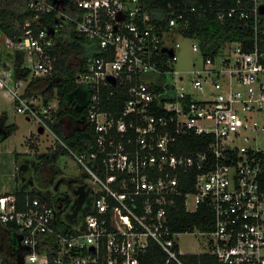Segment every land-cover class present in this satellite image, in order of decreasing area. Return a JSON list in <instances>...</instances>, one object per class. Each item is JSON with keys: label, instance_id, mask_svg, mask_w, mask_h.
<instances>
[{"label": "built area", "instance_id": "built-area-1", "mask_svg": "<svg viewBox=\"0 0 264 264\" xmlns=\"http://www.w3.org/2000/svg\"><path fill=\"white\" fill-rule=\"evenodd\" d=\"M68 1L26 0L31 13L19 34L0 32V50L13 56L0 53V90L16 112L52 131L56 103L25 94L24 82L53 70L61 28L71 25L96 44L98 54L75 77L88 89L79 125H87L92 146L73 149L52 132L98 188L72 220L47 196L18 208L13 192L0 193V226L20 250L15 264H186L181 255L191 253H208L216 264H264V0H168L164 21L154 20L159 0ZM204 16L237 19L248 38L205 54L189 30ZM174 33L190 38L199 55L191 70L173 65ZM116 94L125 98L110 107ZM191 141L201 147H185ZM178 201L187 212L210 207V228H193L209 236L208 250L178 249L182 231L169 224ZM0 264L9 262L0 255Z\"/></svg>", "mask_w": 264, "mask_h": 264}, {"label": "trees", "instance_id": "trees-1", "mask_svg": "<svg viewBox=\"0 0 264 264\" xmlns=\"http://www.w3.org/2000/svg\"><path fill=\"white\" fill-rule=\"evenodd\" d=\"M54 1V0H53ZM168 0H159L158 6L161 9L160 14H154L155 21L165 20V4ZM68 0H63V5H68ZM65 3V4H64ZM68 10V8H67ZM31 11L26 6V0H0V32H3L11 37H15L22 30V25L25 19L29 18ZM54 20V15H48V20H42V25H49L50 21ZM198 39L200 48L205 54H213L217 47L224 40L239 39L241 37L248 38V30L242 27V24L237 19H227L219 21L213 17L195 18L189 27ZM52 52L55 55L54 68L46 76L32 77L24 87L25 94L39 93L43 102H48L53 97L57 98L56 110L52 111L53 121L50 122L54 133L61 137L65 143L77 150H85L92 146V134L87 128V125H79L83 121L86 113V102L88 98V89L86 87L85 98L78 97L73 94L81 84L75 82V77L78 72L84 70V62L89 55L98 54L96 44L85 38L77 36L71 25L66 28H61L55 34L54 45ZM3 56L6 59L13 57L9 53ZM71 57L74 60H71ZM15 65L19 64L20 60L16 59ZM20 71L23 74V69L15 67V74ZM26 73V72H25ZM125 98L124 94H116L111 97L110 107L119 105ZM67 120L71 131L69 135H63L61 132V122ZM198 138L196 135H191V140ZM185 147L199 148L194 141L186 144ZM66 151L61 145L54 148L50 152H45L36 155L40 160L36 161L37 168L39 166H49L52 172L49 181L52 177L59 173V168L55 165V157L57 153ZM187 189H191L190 186ZM17 198V207L24 206V200L28 197L37 196L41 199H48L46 195L36 190H26L20 186L13 191ZM211 210L207 204H201L195 211L187 212L181 201H178L175 208H172L169 214V224L174 230H193L199 227L200 229L210 228ZM50 236L43 237L40 241H49ZM7 245L8 253L12 255V260H8L9 264H15L16 258L20 255V250L17 247V238L13 233H7L5 226H0V243ZM4 247V245H3ZM5 257V255H4ZM157 258H162V255L157 252ZM182 260L186 264H216L214 257L208 253L202 254H183Z\"/></svg>", "mask_w": 264, "mask_h": 264}, {"label": "rangeland", "instance_id": "rangeland-1", "mask_svg": "<svg viewBox=\"0 0 264 264\" xmlns=\"http://www.w3.org/2000/svg\"><path fill=\"white\" fill-rule=\"evenodd\" d=\"M173 39L179 42V46L175 51V60L173 62L175 69L179 71L191 70L199 59V55L191 48L192 40L176 33L173 34ZM0 53L4 56L6 55L5 52H3V49L0 50ZM71 60H74V58L71 57ZM73 94L78 95V97L85 98L87 94L86 86L81 84L80 87L73 92ZM1 113L5 116L8 123L15 121L17 124V129L15 131L0 140V189L2 190V185H10L14 179L16 184L20 181L18 173L16 169H14V164H20L25 159L29 160L30 164L34 155L31 151L30 144L36 145L34 151H37L38 153L43 151L45 146H49L50 144L54 145L56 137L55 134L48 128H44V131L39 134L36 131L37 123L33 120L26 121L21 113L14 110L13 102L0 90V114ZM64 125V132L67 134L71 128L70 125L68 126L66 123ZM37 141H39L40 144H38ZM26 143L30 150L28 149ZM15 154L17 155L15 156ZM55 165L59 168V173L53 176L56 180L60 176L82 178L90 182L93 188H98V184L91 181L88 174L83 171L82 167L76 162L69 152H59L55 159ZM29 170H31V167H29ZM56 180H53L51 183H47L44 186L45 190H48L49 193H54L55 190L53 187ZM59 182V190L69 191L66 183L62 181ZM69 195L70 197L73 196L72 193H69ZM208 238V235L200 234L193 229L180 232L175 239L178 249L181 252H200L208 250Z\"/></svg>", "mask_w": 264, "mask_h": 264}, {"label": "flooded vegetation", "instance_id": "flooded-vegetation-1", "mask_svg": "<svg viewBox=\"0 0 264 264\" xmlns=\"http://www.w3.org/2000/svg\"><path fill=\"white\" fill-rule=\"evenodd\" d=\"M0 132H2V127L0 125ZM40 160V159H38ZM33 166H28L27 169L21 173L18 172L19 180L20 176H24V180H20L21 184L25 183L27 178L30 176L33 180L31 186H34L37 191L43 193L48 198L53 199L56 201V208H61L63 210L62 212H59L60 215L65 220H70L69 217L66 215L74 214V216L71 219H75L81 216V214L89 209L91 207L92 197H93V186L82 178H74V177H64L60 176L57 180L56 178L52 177L51 181H49L50 176L52 175L51 169L49 166H39L37 168L36 161ZM29 167H31V170H29ZM29 170V171H28ZM28 172V173H27ZM58 174V173H56ZM53 180H56V183L54 185V193H49V191L45 190V185L47 183L53 182ZM59 181H62L66 183L67 187L69 188V191H61L58 189ZM28 184V183H27ZM69 193H72V197H70ZM61 204V206H59ZM60 210V209H59ZM61 211V210H60ZM4 245V247H3ZM6 244L0 243V255L4 256L5 259L8 261L11 258H9L8 249L6 248ZM12 260V259H11Z\"/></svg>", "mask_w": 264, "mask_h": 264}, {"label": "crops", "instance_id": "crops-1", "mask_svg": "<svg viewBox=\"0 0 264 264\" xmlns=\"http://www.w3.org/2000/svg\"><path fill=\"white\" fill-rule=\"evenodd\" d=\"M26 82V81H25ZM25 82H24V87H25ZM24 87H23V89H24ZM48 103H52V104H55L56 103V107H57V102H56V100L53 98L52 100H50V101H48ZM56 107H55V110H56ZM21 115H23V114H21ZM23 117L25 118V120L26 121H29V120H31L30 118H28L26 115H23ZM54 120V118H52V120L51 121H53ZM67 124V120L66 119H63L62 120V122H61V132H62V134L63 135H69V133H70V131H71V129H70V131L66 134V132H64V129H65V125L64 124ZM0 125H1V127H2V132H0V140L1 139H4L6 136H8V135H10L13 131H15L16 129H17V124H16V122L15 121H12V122H10V123H8L7 121H6V118H5V116H3L2 115V113L0 114ZM38 127V126H37ZM36 131H37V128H36ZM44 130H42L41 132H38L39 134H41L42 132H43ZM53 131V130H52ZM54 132V131H53ZM28 137V136H27ZM26 137V138H27ZM37 143L38 144H40V142L39 141H37ZM26 145H27V143H26ZM58 145H60L58 142H57V140H56V142H55V144L53 145V144H50L49 146H45L44 147V150L43 151H41V152H38L37 153V151H34V149L36 148V145L35 144H30V146H31V151L33 152V159L35 160V159H39V158H37L36 157V155H38V154H41V153H45V152H50V151H52L54 148H57L58 147ZM27 147H28V145H27ZM62 147V146H61ZM28 149H29V147H28ZM30 150V149H29ZM58 154V153H57ZM17 154H15V156H16ZM57 156V155H56ZM55 159H56V157H55ZM29 161V160H28ZM55 163V162H54ZM16 165H19V164H14V169H15V166ZM16 171H17V173H18V170L16 169ZM16 176V175H15ZM19 176V175H18ZM15 178V177H14ZM18 186H20L21 188H23V189H26V190H36L37 191V189H35V187L34 186H31V184H26V186H24V187H22V184H21V181H19L18 182V184H16L15 183V179L13 180V182L10 184V185H5V186H3L2 185V187H3V189L1 190L0 189V193H7V192H13L14 191V189L16 188V187H18Z\"/></svg>", "mask_w": 264, "mask_h": 264}, {"label": "water", "instance_id": "water-1", "mask_svg": "<svg viewBox=\"0 0 264 264\" xmlns=\"http://www.w3.org/2000/svg\"><path fill=\"white\" fill-rule=\"evenodd\" d=\"M259 11H260L261 13H264V4H260V5H259ZM164 49H165V48H162V50H164ZM166 50H168L169 54H172V49H170V48H166ZM108 77H109L110 79H112L111 76H108ZM42 130H43V128H42L41 126H38V127H37V131H38V132H41ZM34 163H35V160H34V159H32V160L30 161V164H29V161H28L27 159H25L23 162H21V163L18 165L17 170H18L19 173H21V172L25 171L29 165H30V166H33ZM24 179H25L24 176H20V180H24ZM32 182H33V180H32V178L29 176V177L27 178L26 182L22 184V187L26 186L27 183L32 184ZM66 216L69 217L70 220H72L71 218L74 216V214L72 213V214H70V215H66Z\"/></svg>", "mask_w": 264, "mask_h": 264}]
</instances>
